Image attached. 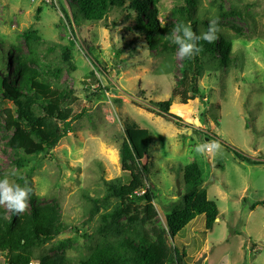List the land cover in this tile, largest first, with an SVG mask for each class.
Listing matches in <instances>:
<instances>
[{"label": "rangeland", "instance_id": "374dc122", "mask_svg": "<svg viewBox=\"0 0 264 264\" xmlns=\"http://www.w3.org/2000/svg\"><path fill=\"white\" fill-rule=\"evenodd\" d=\"M71 1L0 0V76L12 68L10 54L1 45L12 47L15 54H33L39 71L51 80L64 46L74 70L62 68L58 82L78 98L73 113H82L53 149L52 159L31 161L36 164L31 186L40 204L56 205L61 226L53 244L36 255L50 249L53 256L64 240L69 259L86 254L84 235L93 234L98 219L89 218L84 195L101 197L104 180L126 177L119 145L125 124H132L152 138L146 150V139H139L136 150L140 158L146 154L153 162L150 182L159 225H165L171 202L182 207L179 168L189 162H197L207 197L217 204L218 220L210 230L198 215L171 239L185 252V264H195L204 254L201 264H264V205L250 208L264 200V0H214L225 9L232 3L249 16L223 19L222 32L232 39V62L226 71L206 70L198 82L202 97L186 103L172 97L179 77L177 46L169 61L130 29L134 21L125 20L123 10H111L105 22L75 20ZM211 1L199 0L205 18L216 12ZM173 5V0L158 5L165 36L174 32ZM169 98V112L177 118L166 120L150 110L148 100ZM7 107L11 103L0 95V114ZM2 125L0 117V177L13 183L25 171L11 163L8 132ZM209 141L221 145L218 153L195 151ZM233 149L260 163L240 161Z\"/></svg>", "mask_w": 264, "mask_h": 264}, {"label": "trees", "instance_id": "16d2710c", "mask_svg": "<svg viewBox=\"0 0 264 264\" xmlns=\"http://www.w3.org/2000/svg\"><path fill=\"white\" fill-rule=\"evenodd\" d=\"M160 1L72 0L70 8L75 20L90 22H105L111 10H123L124 19L134 21L130 29L143 37L148 48L160 55L167 54L170 61L177 45L171 42L170 35L165 36V28L159 23ZM173 2L174 30L190 24L193 32L200 35L207 31L210 21H217L220 29L214 42H199L201 51L197 55L179 59V77L173 84L172 97L177 96L186 103L202 97L198 82L206 70L226 71L232 62V39L222 32L223 19L249 14L232 3L225 9L212 0L216 12L205 18L199 10V0ZM1 46L9 52L12 68L10 73L5 71L0 76V95L11 103V107L1 110L0 117L3 129L8 132L6 145L12 151L11 163L17 170L25 171L24 175L15 177L13 184L31 189V194L27 202L29 208L22 213L0 206V258H3L0 264H185V252L171 238L198 215L204 216L205 230H210L218 215L217 204L207 197L199 165L196 161L189 162L179 168L183 184L179 196L182 207L171 202L166 207L165 225H159L154 206L156 195L150 182L153 162L146 154L140 158L136 150L139 139H146L143 145L146 150L152 138L149 133L140 134L145 131L132 124H125L119 145V161L126 177L104 180L105 192L101 197L84 195L89 203V218L96 216L98 219L93 234L84 235L88 242L86 254L76 260L69 259L64 254L68 241L64 240L56 246L59 252L53 250V256L49 255L50 249L36 255L46 244H53L61 226L56 205L40 204L31 186V176L36 169L31 161L52 159L53 149L72 132L71 122L82 116V113H73L72 106L78 98L58 82L62 68L72 71L74 65L68 49L62 46L63 56H59V63L53 66L54 79L51 80L39 71L33 54H15L12 47ZM171 102L172 98L148 100L150 110L166 120L177 118L169 112ZM233 151L240 161L260 163V160ZM257 205H264V200L252 203L250 208Z\"/></svg>", "mask_w": 264, "mask_h": 264}, {"label": "clouds", "instance_id": "9594fccd", "mask_svg": "<svg viewBox=\"0 0 264 264\" xmlns=\"http://www.w3.org/2000/svg\"><path fill=\"white\" fill-rule=\"evenodd\" d=\"M218 22L210 21L207 31L197 35L191 29V25L177 27L170 34L173 43L178 46L180 58H191L197 55L201 49L198 46L201 40L212 43L217 39L219 32ZM180 33V34H177ZM221 145L215 141L198 144L195 151L200 154L218 153ZM31 189L13 184L7 177L0 178V206H5L8 210L15 213H22L27 207Z\"/></svg>", "mask_w": 264, "mask_h": 264}, {"label": "water", "instance_id": "95a60500", "mask_svg": "<svg viewBox=\"0 0 264 264\" xmlns=\"http://www.w3.org/2000/svg\"><path fill=\"white\" fill-rule=\"evenodd\" d=\"M177 184H178V182H177ZM181 194V191L179 190V188H178V195H180ZM218 220V218H215V221H217ZM172 239V238H171ZM204 257H205V254L202 256V257H200L196 262H195V264H201V262H202V260L204 259Z\"/></svg>", "mask_w": 264, "mask_h": 264}, {"label": "built area", "instance_id": "2783aa9c", "mask_svg": "<svg viewBox=\"0 0 264 264\" xmlns=\"http://www.w3.org/2000/svg\"><path fill=\"white\" fill-rule=\"evenodd\" d=\"M45 1L50 2V0H45Z\"/></svg>", "mask_w": 264, "mask_h": 264}, {"label": "crops", "instance_id": "0c3cea01", "mask_svg": "<svg viewBox=\"0 0 264 264\" xmlns=\"http://www.w3.org/2000/svg\"><path fill=\"white\" fill-rule=\"evenodd\" d=\"M206 255V254H205ZM206 257V256H205Z\"/></svg>", "mask_w": 264, "mask_h": 264}]
</instances>
